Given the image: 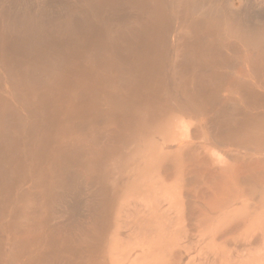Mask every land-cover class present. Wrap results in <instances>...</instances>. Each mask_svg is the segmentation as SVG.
I'll list each match as a JSON object with an SVG mask.
<instances>
[{
    "label": "bare ground",
    "instance_id": "1",
    "mask_svg": "<svg viewBox=\"0 0 264 264\" xmlns=\"http://www.w3.org/2000/svg\"><path fill=\"white\" fill-rule=\"evenodd\" d=\"M0 264H264V0H0Z\"/></svg>",
    "mask_w": 264,
    "mask_h": 264
}]
</instances>
